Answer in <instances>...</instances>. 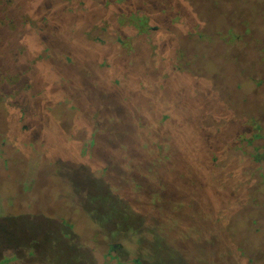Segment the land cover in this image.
Listing matches in <instances>:
<instances>
[{"label": "rangeland", "instance_id": "374dc122", "mask_svg": "<svg viewBox=\"0 0 264 264\" xmlns=\"http://www.w3.org/2000/svg\"><path fill=\"white\" fill-rule=\"evenodd\" d=\"M0 264H264V0H0Z\"/></svg>", "mask_w": 264, "mask_h": 264}, {"label": "trees", "instance_id": "16d2710c", "mask_svg": "<svg viewBox=\"0 0 264 264\" xmlns=\"http://www.w3.org/2000/svg\"><path fill=\"white\" fill-rule=\"evenodd\" d=\"M131 23L136 25L138 28H144L145 27V20H142L141 18L136 17L135 15H132L131 17L127 18ZM259 137V136H255Z\"/></svg>", "mask_w": 264, "mask_h": 264}]
</instances>
